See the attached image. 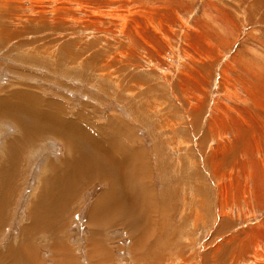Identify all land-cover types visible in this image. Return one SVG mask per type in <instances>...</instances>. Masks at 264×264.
I'll return each instance as SVG.
<instances>
[{"label": "rangeland", "instance_id": "rangeland-1", "mask_svg": "<svg viewBox=\"0 0 264 264\" xmlns=\"http://www.w3.org/2000/svg\"><path fill=\"white\" fill-rule=\"evenodd\" d=\"M16 92L96 130L83 137L104 155L116 139L135 143L140 219L90 220L107 188L92 179L61 229L20 239L48 162L60 171L74 158L67 141L36 134L15 146L0 246L14 237L21 253L9 263L264 264V0H0V101ZM114 117L123 138L98 130ZM21 130L0 116V165Z\"/></svg>", "mask_w": 264, "mask_h": 264}, {"label": "bare ground", "instance_id": "bare-ground-1", "mask_svg": "<svg viewBox=\"0 0 264 264\" xmlns=\"http://www.w3.org/2000/svg\"><path fill=\"white\" fill-rule=\"evenodd\" d=\"M62 109L60 105L54 102H45L37 95L33 96V94L22 92L11 94L10 101H0V116L17 119L21 123L23 127L21 138L26 140L24 144L33 143V139L38 137L36 134L43 136L44 132H48L51 137H55L61 142L67 141L70 146H67L70 148L67 150L65 145L67 154L69 150L71 153L74 152V154L72 153L74 158L64 160L60 171L53 161L51 163H49L51 160L48 162L47 167L51 172L48 170L47 172H50V174L42 179L40 178V180L48 181L43 186L40 184L36 189L37 191L32 193V199L28 204L32 221L29 224L27 223L28 225L21 230L19 238L23 239L24 236L27 238L26 233L31 230L36 231L38 229L55 233L61 229L63 217L65 218L63 215L69 211L71 200L73 201L82 186L92 179L103 183L106 182L107 188L95 199L92 206L90 205L89 214L99 217L103 215V220L111 223L124 216L125 218L118 223L128 227L135 225L139 222H136V219H140V217L133 214L134 207H137L133 205H135L136 199L140 198V193H138L139 184L137 183V178L141 176L138 171L141 168L139 156L136 157L139 152L138 149L129 157L128 153H125V149L128 147L122 148L119 139L115 138L116 145L109 148L111 153L104 155L106 148L101 146L102 142L97 139L91 141L89 140L90 138L85 142L87 137H82V131L75 118L70 121L73 123H67ZM114 137L117 136H112V139ZM6 140L8 141V138ZM10 141L7 144H12L15 147L20 139L16 137ZM21 152L15 150L14 153L10 152V156L6 155L5 157L3 155L5 159L0 165V222L7 204L6 199H9L7 198V195H10L8 190L13 187L12 183L16 175L15 162L18 157L17 153ZM115 154H118V156ZM103 156L107 161V165ZM115 156H117L116 161L121 165L115 164ZM71 165H73V168H71ZM103 165L105 166L103 167ZM90 220L92 219L90 218ZM14 250L16 249H13L12 252ZM58 251L60 250L57 249ZM1 255L3 256V254H0V258ZM22 262L18 260L14 264H22Z\"/></svg>", "mask_w": 264, "mask_h": 264}, {"label": "crops", "instance_id": "crops-1", "mask_svg": "<svg viewBox=\"0 0 264 264\" xmlns=\"http://www.w3.org/2000/svg\"><path fill=\"white\" fill-rule=\"evenodd\" d=\"M9 93H11V92H9ZM76 123H78L77 121H76ZM119 120L116 118V117H114V119L112 120V119H110V118H107L106 120H105V122L102 124V125H99V127H98V130L100 131V133L104 136V137H109L108 135H107V132H106V130L107 131H109V132H113V136H117V137H119L120 135V137H124L125 136V134H124V131H123V129H121L119 126ZM83 127H84V125H83ZM82 129V128H81ZM82 130H84V129H82ZM81 130V131H82ZM85 131V133H86V131L87 130H84ZM95 131L96 130H89V131H87V132H89L90 134H95ZM105 132V133H104ZM119 135V136H118ZM82 137H83V131H82ZM112 137V136H111ZM37 137H35L34 139H33V142L35 141V139H36ZM24 141L26 142V140L23 138L22 140H20L17 144H21V143H24ZM130 145V146H129ZM120 146L122 147V148H129V150L132 152V153H130L129 151H128V156L130 157V156H132L136 151H137V146L135 145V143H133V141H131V142H127L126 144H124V143H122V142H120ZM5 147L7 148V155H9L10 156V152H12V147H13V145L12 144H6L5 145ZM128 148H127V150H128ZM136 148V149H135ZM15 150H18V151H22V150H20V149H17V147H15V149H14V152H15ZM142 151V150H141ZM118 156V155H117ZM117 156H115V158H114V160H115V164L116 165H121L119 162H117L116 161V157ZM16 168V167H15ZM15 173H16V176L15 177H17V173H18V169L16 168V171H15ZM15 181H13V183H14ZM89 213H90V210H89ZM96 217H99V216H96ZM90 218L91 219H93L94 218V216L93 215H90ZM2 220V219H1ZM30 220L32 221V219L30 218ZM31 238H30V243L33 245H35L36 246V244L37 243H35L33 240H34V238H38L39 237V232H36V234L34 233H31L30 235H29ZM15 243H16V239L14 238V237H12V239H9V240H5V242L3 243V245H1L0 246V251H1V253H3V262L2 263H0V264H13V263H9L11 260H14L13 258H12V254H15V256H17V257H19V255H20V253H21V249H18L17 247H15ZM13 245V247L14 248H12L11 246ZM38 245V244H37ZM38 247V246H37ZM37 247H35L36 249H37ZM12 248V249H11ZM35 248H34V252L31 254H28V256H29V260H37V259H39V257L37 258V253L35 252ZM10 249V250H9ZM13 249H16V250H14L15 251V253H13L12 252V250ZM19 253V254H18Z\"/></svg>", "mask_w": 264, "mask_h": 264}]
</instances>
